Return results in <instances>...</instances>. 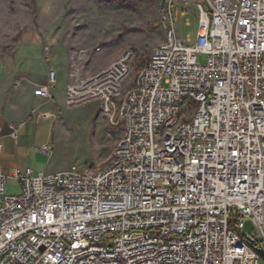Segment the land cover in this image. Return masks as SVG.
<instances>
[{"label":"built area","instance_id":"built-area-1","mask_svg":"<svg viewBox=\"0 0 264 264\" xmlns=\"http://www.w3.org/2000/svg\"><path fill=\"white\" fill-rule=\"evenodd\" d=\"M177 2L161 0L167 38L128 85L130 51L91 76L101 48L71 55L66 105L100 101L123 137L104 166L13 168L22 191L0 199V264H264V0H182L198 13L186 41ZM57 74L34 95L51 100ZM4 152L0 129V194Z\"/></svg>","mask_w":264,"mask_h":264},{"label":"rangeland","instance_id":"rangeland-1","mask_svg":"<svg viewBox=\"0 0 264 264\" xmlns=\"http://www.w3.org/2000/svg\"><path fill=\"white\" fill-rule=\"evenodd\" d=\"M197 15L195 4L178 0L174 21L178 36L185 41L187 35L195 40ZM188 18L190 25L186 24ZM166 38L161 0H0V129L5 152L13 153V168L31 167L37 174H50L88 161L106 165L123 137L124 124L110 128L98 100L78 107L66 105L63 92L67 89L70 57L80 49L101 48L86 67L85 75L91 76L130 51L133 58L128 85ZM47 46L50 59L46 58ZM198 61L206 63L207 55L198 53ZM52 64L59 71L53 89L54 111L46 119L41 117V110L48 105L31 113L33 104L20 98L22 91L13 87L14 73L23 71L44 82ZM17 81L19 86L26 84L21 78ZM13 94L17 96L16 106L9 108ZM20 117L27 123L14 139L10 126ZM47 141L54 146L51 157L39 150ZM17 146L22 151L19 158L15 157ZM13 168L6 172L9 179L0 199L22 191ZM244 230L255 232L252 221L245 223Z\"/></svg>","mask_w":264,"mask_h":264},{"label":"crops","instance_id":"crops-1","mask_svg":"<svg viewBox=\"0 0 264 264\" xmlns=\"http://www.w3.org/2000/svg\"><path fill=\"white\" fill-rule=\"evenodd\" d=\"M48 69H49V67H48ZM69 70H70V66H69ZM58 71H59V69H58ZM69 72L67 74V78H68L67 84L70 81ZM47 76H48V74H47ZM47 76L45 77L46 81H47ZM14 77H15V80H14L15 83L13 85L14 89L18 90L17 92H19V90L22 91L21 94L19 95L20 98L25 99L31 106L33 104L32 110L30 112L33 113V112L39 111L40 107H42L43 105H48L47 107H44L41 110V113H42L41 117L48 119L50 117L49 115H52L51 112L54 111L53 106H52V102H53V99L55 98V96L51 100H43L41 98L36 97L34 95V89H32V88H30V86H28V84L33 85L35 83L36 84L37 83H45L46 81L43 82V79H39V77L34 78L30 74L23 72V71H16L14 73ZM17 78L18 79L19 78H25L26 84L21 85V86H19L20 84L17 85V82H18ZM39 81H41V82H39ZM63 94H66V90H64ZM16 98H17V96L15 94L11 95V98L9 99L10 100L9 108L16 106V100H15ZM25 119L26 118H24V117H22V118L20 117V118H17V121L18 122H26ZM46 143H48V141ZM46 143H44V144H46ZM16 150L17 151L15 154V157L19 158V153H21L22 151L20 150L19 146H17ZM12 158H14L13 153H9V151H6L5 153L2 154V163L4 166L5 172H7L13 168V166H12L13 161L11 160ZM50 174H52V173H50Z\"/></svg>","mask_w":264,"mask_h":264},{"label":"trees","instance_id":"trees-1","mask_svg":"<svg viewBox=\"0 0 264 264\" xmlns=\"http://www.w3.org/2000/svg\"><path fill=\"white\" fill-rule=\"evenodd\" d=\"M104 1H106V2H114L116 0H104Z\"/></svg>","mask_w":264,"mask_h":264}]
</instances>
